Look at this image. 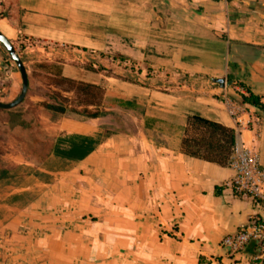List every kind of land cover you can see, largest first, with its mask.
I'll return each instance as SVG.
<instances>
[{
	"label": "crops",
	"instance_id": "0c3cea01",
	"mask_svg": "<svg viewBox=\"0 0 264 264\" xmlns=\"http://www.w3.org/2000/svg\"><path fill=\"white\" fill-rule=\"evenodd\" d=\"M0 31L26 71L46 62L35 75L103 87L95 117L66 108L43 124L45 158H17L0 177V264H261L255 242L232 253L223 239L264 222V208L234 192L228 163L181 141L199 116L264 161V112L241 99L244 88L264 98V0H0ZM36 78L26 95L50 112L33 90L56 88ZM20 86L11 63L0 95ZM229 101L247 121L238 130Z\"/></svg>",
	"mask_w": 264,
	"mask_h": 264
},
{
	"label": "trees",
	"instance_id": "16d2710c",
	"mask_svg": "<svg viewBox=\"0 0 264 264\" xmlns=\"http://www.w3.org/2000/svg\"><path fill=\"white\" fill-rule=\"evenodd\" d=\"M50 77H52L53 83L48 85H53L56 89H51L48 86L41 90L35 88L33 91L45 96L50 101L48 107L50 112L47 113L54 115L56 121L65 112L68 104L72 107H70L72 112L82 113L88 117L97 115L96 107L103 97L102 84H91L64 77L60 74L51 75ZM244 89L245 94H242V102L264 112V105L260 102V98L254 95L249 88ZM61 91H71L73 98L70 99L64 96ZM89 107H94V109ZM14 109L15 107L8 110L0 109V111L12 113ZM40 111L38 106L32 104L21 115L18 123L15 118L8 119L7 122L5 121L6 124L3 123L5 129H9L11 126L14 127L11 130L13 144L19 147L22 153L33 162H40L45 158V155H40V152L45 150L48 153L50 151L54 134L51 130L38 127V120L35 117ZM234 143L235 138L232 129L199 116H190L187 118L183 129L181 150L186 155L219 165H226L233 153ZM6 175L7 171L5 169L0 170V177Z\"/></svg>",
	"mask_w": 264,
	"mask_h": 264
},
{
	"label": "built area",
	"instance_id": "2783aa9c",
	"mask_svg": "<svg viewBox=\"0 0 264 264\" xmlns=\"http://www.w3.org/2000/svg\"><path fill=\"white\" fill-rule=\"evenodd\" d=\"M264 105V98L261 99ZM228 112L235 121L236 129L244 123L240 114V107L229 101ZM247 125V121L244 123ZM228 166L234 170L231 185L234 192L240 196L252 197L264 208V161H260L257 154L243 141L237 140L233 146V153ZM250 241L255 242L257 252L253 259L257 263H264V222L254 218L240 227L235 233L227 235L223 244L229 247L232 253L238 252Z\"/></svg>",
	"mask_w": 264,
	"mask_h": 264
},
{
	"label": "rangeland",
	"instance_id": "374dc122",
	"mask_svg": "<svg viewBox=\"0 0 264 264\" xmlns=\"http://www.w3.org/2000/svg\"><path fill=\"white\" fill-rule=\"evenodd\" d=\"M18 52H19L21 59L23 60L24 56H25V54L23 53V50L20 48V49H18ZM0 53L4 57H6L7 59L9 58L7 51L5 50V48H3V46H1V44H0ZM12 64H13V67L16 68L13 61H12ZM42 64H43V65H41L42 67H40L37 63L35 65L31 64V68H28L31 70L30 71L27 70V73H28L29 79H30V84H32L31 88H33V86H34L33 85L35 83L34 78H36V77L38 79H41V81L45 82L47 85L50 83H53V81L51 79L52 77H50V75H48V74H43V73L39 72V73H37V75H35L36 73L33 69H35V68L38 69V66L41 70H44L46 72L49 71V68L51 65L50 64L48 65L46 62L42 63ZM16 70H17V68H16ZM61 93L70 99L73 98V93L71 91L70 92H62L61 91ZM10 100H12L10 95H7V96H1L0 95V101L8 102ZM32 104H33L32 101H30L28 99V95H26L24 100L18 106L15 107V109L12 111V113L0 111V170L8 169L11 166H13L14 161L17 158L21 157V158L27 159L25 154L22 153V150L19 147H17L15 144H13V142H12L11 130H13L14 127L11 126L9 129H7V128L5 129L3 127V123H5V121L7 122V120L10 118H15V120L18 123L21 119V115L24 114L27 111V109L29 108V105H32ZM67 106H68L67 108L70 109V107H71L70 104H68ZM40 110L41 111L39 112V114L35 117L38 120V125H39L38 127L39 128L44 127L45 122H46L47 126H49V125L53 126L55 121H56L55 116L46 113L45 110H42V109H40ZM43 124H44V126H43Z\"/></svg>",
	"mask_w": 264,
	"mask_h": 264
},
{
	"label": "water",
	"instance_id": "95a60500",
	"mask_svg": "<svg viewBox=\"0 0 264 264\" xmlns=\"http://www.w3.org/2000/svg\"><path fill=\"white\" fill-rule=\"evenodd\" d=\"M0 44L3 45L8 55L14 62L21 79V86L17 96L8 102L0 101V109L8 110L18 106L24 100L28 91L29 80L25 65L20 55L17 53L11 41L1 31H0ZM214 81L217 82L220 87L228 86L232 82L231 80H225L224 78H214Z\"/></svg>",
	"mask_w": 264,
	"mask_h": 264
},
{
	"label": "flooded vegetation",
	"instance_id": "af4514ba",
	"mask_svg": "<svg viewBox=\"0 0 264 264\" xmlns=\"http://www.w3.org/2000/svg\"><path fill=\"white\" fill-rule=\"evenodd\" d=\"M1 46H3L2 44H1ZM14 46V45H13ZM15 47V46H14ZM4 48V47H3ZM16 49V51H17V53L19 54V52H18V49L17 48H15ZM12 63V59L10 58V56H9V58L7 59L6 57H4L1 53H0V73L1 74H6L8 71H9V69H10V64ZM2 85H4V86H6L7 85V80H5V81H3L2 83H1Z\"/></svg>",
	"mask_w": 264,
	"mask_h": 264
}]
</instances>
